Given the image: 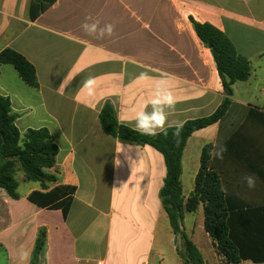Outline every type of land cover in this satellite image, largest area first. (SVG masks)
Returning a JSON list of instances; mask_svg holds the SVG:
<instances>
[{
	"label": "crops",
	"instance_id": "obj_1",
	"mask_svg": "<svg viewBox=\"0 0 264 264\" xmlns=\"http://www.w3.org/2000/svg\"><path fill=\"white\" fill-rule=\"evenodd\" d=\"M181 3L187 7L179 9ZM191 17L224 32L249 60L251 75L233 86L226 115L188 139L184 203L194 191L204 146L211 144L212 152L225 148L222 158L211 155L210 166L222 181L231 237L248 258L239 264H264L253 262L264 258V0H58L44 13L33 0H0V53L10 48L22 54L39 83L31 87L13 65L0 64V95L10 99L22 135L45 128L57 145L56 165L47 172L58 180L48 187L75 188L66 218L27 199L41 185L18 191V200L0 188V250L7 264H22V252L29 254L23 264H31L41 228L47 241L38 264H146L157 236L182 242L161 203L163 155L110 137L99 115L111 102L119 123L135 129L136 113L164 74L176 99L170 124L218 109L225 97L222 82ZM94 22L114 25L113 34H87L82 25ZM90 76L92 96L82 87ZM247 175L256 178L252 188ZM182 229L204 260L203 250L211 246L223 264H231L205 232L202 206L185 211Z\"/></svg>",
	"mask_w": 264,
	"mask_h": 264
},
{
	"label": "trees",
	"instance_id": "obj_2",
	"mask_svg": "<svg viewBox=\"0 0 264 264\" xmlns=\"http://www.w3.org/2000/svg\"><path fill=\"white\" fill-rule=\"evenodd\" d=\"M58 0H33L39 13H44ZM200 41L210 49L222 82L224 99L218 109L209 116L188 120L183 123L179 138L173 136L174 128L156 137L141 135L135 129L120 124L111 102L103 106L99 119L103 131L121 142L146 146L159 151L165 160L166 177L160 191L161 203L166 212L173 233L183 242L181 258L183 264H205L202 253L188 239L182 229L185 211L196 212L201 206L204 213V230L215 241L217 250L228 263L239 264L247 260V255L232 239L229 231V210L226 204L220 175L211 169L212 145L202 149L200 169L195 178L194 191L184 203L181 174L182 157L188 139L198 130L220 121L227 113L234 95L233 86L245 82L251 75L249 60L239 54L229 37L210 23H199L190 18ZM211 46V47H210ZM0 64H11L21 79L31 87H38L35 67L20 53L7 48L0 53ZM17 116L12 112L8 97L0 95V188L11 198L18 200L19 184L16 180L17 167L24 173L26 181L40 183L42 190L27 196L33 204L43 209L61 210L66 218L75 188L57 185L50 189L48 184L56 183V175L47 172L56 165L59 149L51 140L47 129H29L23 135L16 125ZM264 214V212H263ZM47 231L39 229L33 249L31 264H38L46 245ZM4 254L6 251L3 250ZM262 263L264 258H253Z\"/></svg>",
	"mask_w": 264,
	"mask_h": 264
},
{
	"label": "clouds",
	"instance_id": "obj_3",
	"mask_svg": "<svg viewBox=\"0 0 264 264\" xmlns=\"http://www.w3.org/2000/svg\"><path fill=\"white\" fill-rule=\"evenodd\" d=\"M83 30L89 35H95L97 38H103L105 35L111 36L114 32V25L107 24L103 28L99 27L98 22L91 24L85 23L82 25ZM141 78H144L142 75ZM160 83L154 89L151 98L144 105L143 109L138 111L135 115V130L141 135L156 137L163 133L165 136L168 135V129L174 128L173 136L179 138L181 130L184 125L183 122L177 121L175 124H170L168 116L170 111L175 110L176 99L167 81L169 76L164 74L159 77ZM62 86V85H61ZM82 87L87 89L89 96L94 95L95 92V78L88 77L83 81ZM122 151L121 148L117 149V153ZM225 148L221 147L219 151H214L211 155L222 158ZM119 164V160H116ZM245 181L249 188L255 186L256 178L253 175L245 176ZM29 254L27 252L20 253V260L23 264L28 259Z\"/></svg>",
	"mask_w": 264,
	"mask_h": 264
},
{
	"label": "rangeland",
	"instance_id": "obj_4",
	"mask_svg": "<svg viewBox=\"0 0 264 264\" xmlns=\"http://www.w3.org/2000/svg\"><path fill=\"white\" fill-rule=\"evenodd\" d=\"M248 1V0H247ZM172 5L170 4V7ZM179 9H183V7H187L185 4H178L177 5ZM160 10L163 11L162 5L160 7ZM16 180L19 183V189L18 191L20 193H26L31 188H37L40 186L37 182L32 181H26L24 177L23 171L20 169V165L17 167L16 172ZM207 247V246H206ZM204 248V257L207 264H223L221 260L218 258V254H214V252H211L212 247L209 246V248ZM179 248L182 249V242L181 240H173L170 239H164L162 235L157 236L155 247H154V253L151 262L154 264H159L161 261L163 264H183V260L181 258V254L183 253L182 250H179ZM0 264H7L6 257L4 253L0 250Z\"/></svg>",
	"mask_w": 264,
	"mask_h": 264
},
{
	"label": "built area",
	"instance_id": "obj_5",
	"mask_svg": "<svg viewBox=\"0 0 264 264\" xmlns=\"http://www.w3.org/2000/svg\"><path fill=\"white\" fill-rule=\"evenodd\" d=\"M146 264H154L152 262H147ZM159 264H163L162 261Z\"/></svg>",
	"mask_w": 264,
	"mask_h": 264
},
{
	"label": "water",
	"instance_id": "obj_6",
	"mask_svg": "<svg viewBox=\"0 0 264 264\" xmlns=\"http://www.w3.org/2000/svg\"><path fill=\"white\" fill-rule=\"evenodd\" d=\"M211 47V46H210Z\"/></svg>",
	"mask_w": 264,
	"mask_h": 264
}]
</instances>
